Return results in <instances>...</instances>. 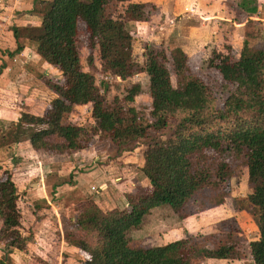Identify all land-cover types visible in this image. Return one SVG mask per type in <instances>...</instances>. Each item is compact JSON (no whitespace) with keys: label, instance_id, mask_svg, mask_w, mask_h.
Returning <instances> with one entry per match:
<instances>
[{"label":"trees","instance_id":"trees-1","mask_svg":"<svg viewBox=\"0 0 264 264\" xmlns=\"http://www.w3.org/2000/svg\"><path fill=\"white\" fill-rule=\"evenodd\" d=\"M115 1L119 6L114 14H105V0H33L32 11L40 15L39 24L8 28L16 45L13 50L0 47V59L18 54L23 41L30 39L36 43L37 55L59 70L61 78L43 77L44 87L53 96L41 113L22 112L17 122L10 124L7 139L0 145L27 137L35 149L52 154L72 153L87 147L86 141L94 132L122 147V152L123 145L147 138L149 128L170 119L165 136L149 138L142 153L141 172L150 184L148 190L125 192L124 209L105 211L94 202L79 210L76 207L75 216L67 220L74 229L73 238L66 234L65 241L84 254L81 264H190L191 254L198 251L204 258L240 259L230 245L198 246L190 235L144 247H131L125 235L151 208L168 205L178 212L198 190L219 187L228 181L229 164L221 159L215 163L207 159L208 150L218 154L226 151L243 155L251 190L247 198L256 208L258 229L257 238L247 243L249 258L252 264H264V50L243 49L237 59L213 51L209 62L232 86L222 106L217 107L208 87L189 74L180 47L170 52L179 77L176 86L160 51L148 49L144 66H138L131 54L129 27L147 20L145 3ZM254 4L255 0H242L239 7H248V12L255 13ZM79 20L88 30L91 51L97 47L99 59L110 73L121 79L138 70L147 74L151 100L147 113L124 106L117 99L108 102L94 75L83 69L77 43ZM139 91V83L126 86L122 100L132 102ZM79 105L90 107L94 121L90 128L70 120L72 109ZM19 193L11 175L1 174L0 264L5 258L11 259L13 251L25 250L31 239V234L22 235L19 228L23 227L25 207L36 212L38 208L20 198ZM34 221L38 218L26 223L35 225Z\"/></svg>","mask_w":264,"mask_h":264},{"label":"rangeland","instance_id":"rangeland-1","mask_svg":"<svg viewBox=\"0 0 264 264\" xmlns=\"http://www.w3.org/2000/svg\"><path fill=\"white\" fill-rule=\"evenodd\" d=\"M241 1L242 0H227V19H222L221 23H216L217 27L214 26V30L216 31H214L215 33H212V36H209V39L202 38L200 35V30L203 28L200 26V24L205 21V19L201 18L199 15H194L193 17L189 16V14L185 12L176 15L177 17L174 15V18L171 19L172 21H169V23L173 26V31L166 35L162 26L164 25L162 24L164 21L159 22L161 19V12L157 6L158 2H143L145 3V9L148 12L147 20L139 23H132L129 27L131 34V54L133 59L136 61L138 66H144L145 53L148 49L153 48L154 50L160 51L161 55L163 56L164 63L170 73L171 82L174 86H176L178 84L179 77L175 73L170 52L173 48L180 47L184 51L183 53L187 60L189 74L199 78L208 87L217 107H221L227 93L232 86L222 79L215 66L209 62V59L213 57V51L227 53L232 59H237L243 49L264 50V15L262 16L261 14H258L257 18L248 19L251 16L257 14L248 12L246 10L248 7L239 9V4ZM1 3L5 7L9 5L10 1L1 0ZM118 6L119 4L115 0H105L104 5L102 6V11L105 14H114V10ZM263 9L264 5L261 10ZM32 10L33 0L32 7L30 9H17L11 13L13 16H17V13L19 15L21 12H25L28 15L30 13L33 18H30V22L24 25H35L36 23L39 24L40 15ZM186 15H188V17ZM5 18L6 17H4V19ZM165 19H167V17L166 13L164 12L162 20ZM245 22L248 29H246V31L244 29L245 33H241L242 35L240 36L237 29L238 27L245 25ZM195 23L199 25V28H196L195 31H193L189 26L192 27ZM12 26L14 25H12L11 21V23H9V28ZM77 26V43L82 67L84 70L90 71L94 75L95 83L98 86L100 92L104 94L106 100L110 102L117 99L124 106H132L140 112L147 113L151 103L148 94L147 74L144 71L138 70L127 79H121L119 76H115L110 73L100 61L97 47L91 51L89 33L86 29L85 23L82 20H79ZM2 28L3 27L0 23V29ZM3 38L6 41V34H3ZM26 42L29 50H27L26 53H23L24 58H22L25 60L26 58L29 59L28 54L34 51L36 52V43L30 39H28ZM90 51L92 55L91 58H89ZM18 61V65L15 64L12 66L13 68H11L9 73H15L17 75L14 77V86H18L25 91H27L29 88L31 89V92L34 93L39 92L42 87L45 88L42 83L44 76H48L56 80L61 78L59 70H57L53 65H49L48 70L44 71L45 69H42L38 66L36 67L37 64L34 63L35 65L31 64V66L27 68L28 72L26 73V70L24 69L26 66L22 67V62L20 60ZM132 83H139L140 91L137 95H135L132 102H125L122 100L123 96L125 95V88ZM28 96L31 98L36 97L35 94H32L33 97L31 94H28ZM18 99L19 98H17V100ZM18 102L22 104L20 105L21 109L19 111V116L22 112L34 113L31 112V110L38 112L42 110L41 108L43 107L38 101H33L26 97H21L20 101ZM69 116L70 120H72V122L76 125H84L87 128H90V126L94 125V121H92V118L90 117V107L88 105H79L74 107ZM169 122L170 119L167 120L166 124L149 128L147 138L126 143L123 145L124 150L122 152L119 151L122 147H118L115 143H112L108 139L97 135V133L94 135L93 132V136L91 135L92 138L86 141L87 147L85 148L78 149L72 153H55L60 155L58 157H54L55 159L52 158L54 160L49 158L50 154L52 153L48 155V151L44 150L45 152H43L41 150L42 155L39 157L34 156V158H41L40 160L44 159L45 162L50 160L52 163H62V165H64V162L67 164V161L69 160L72 163L71 166L75 164V166L78 167L77 170L83 174V180H85V182L88 184L87 187L90 186L88 189L89 192L91 191V194L95 196L96 190L99 188L98 186L103 181V177L100 179L97 172L93 173L94 176L93 174H89L93 168L88 165L90 164V161H88L90 158L87 160L88 157L85 156L86 149H90L92 151V156L97 154L98 149L100 153H105L108 160L115 159L117 156H120V154L125 152L134 151L135 148H137L136 153L140 155V153H143L149 138L154 139L165 136V134L169 131ZM9 126L7 127L6 131L10 129ZM4 132L5 130L2 129L0 135H2ZM21 141L22 140L20 139L17 142ZM16 145L17 144H14L13 146L16 147ZM79 151H82L83 153H79ZM71 154L73 157L75 156L78 158L75 159L78 160V162L72 161L73 158ZM207 154L209 155L207 158L208 161H213L215 163L221 159L229 164L230 177L228 181L219 187L207 186L198 190L188 200L185 207L178 212H174L169 206H158L153 208L152 211H148L141 217L138 224L129 227L125 231V235L131 247L158 245L190 235L192 236V241H195L198 246H207L208 248H212L217 247L218 245L227 244L233 247V250L236 252V256L238 258L242 259L243 261L249 259L247 243L249 240L257 238L258 229L255 223L256 208L249 202L247 198L251 190L250 184L248 182L247 170L244 165L243 155L233 154L226 151L218 154L213 150H208ZM17 156L19 157L20 162H22L23 157L20 158L21 156ZM14 164L12 161L3 163L4 169L0 171V175L2 174L5 176L6 173L10 174L13 180L16 182L15 184L18 186L20 185L23 188L21 189L22 192L19 193L20 198L24 197L29 201V203L31 202L33 206H37L39 209L41 204L28 199V194L24 192L26 189L24 184L27 186L33 185V179H29L27 177V169L32 164L22 165L18 169H15L16 165ZM35 165L39 174L41 173L45 176L48 175V171L50 172V169L47 167L46 170L44 169V164ZM119 166L120 163L118 162H108L107 164H103L101 169L110 175L109 178L113 180L114 177L112 175H115L114 169L116 168L120 170ZM128 171L129 170L127 169L124 172ZM130 171L131 179H138L140 184L142 183L141 185H137L134 189H132V191H147L148 187H150V184L148 181L147 184L146 180L143 179L145 176L142 174L141 170H138L134 167L133 169H130ZM30 175H32V173ZM36 176L38 175H32L31 177L34 178ZM100 176H103V171ZM111 184L112 182L109 181V185ZM91 185H93L92 189ZM89 192H87L88 194L83 195L81 199H77L74 203H72L73 210H75V207H77L79 210V208L81 209L82 206L88 202H93V197L92 195H89ZM70 194V191L66 192V196ZM120 194L122 195L121 189ZM66 199L68 200L69 198ZM117 207L124 209L122 205ZM25 208H27V210ZM25 208L24 209L26 212H24L25 216L23 220V227L21 226L19 231L22 235L31 234L32 236L35 229H40L37 227L33 228L34 225L26 223V221L34 218L40 219L42 214L40 213L39 215L38 210L36 212L32 209V207L26 206ZM104 210L107 211L106 209ZM68 219H71V217L65 218L64 221L61 219L59 227L61 228L63 237L64 235L68 234V236L70 235L69 237L73 238L72 234L74 229H72L70 222L67 221ZM74 234H76V232ZM44 241L47 242L46 239ZM45 245L46 246H44V244H37V247L41 249L47 248L49 251L52 250V258L54 259H42V257H37V255H35L33 252V254L30 256L31 258L20 257L18 260H16V258L15 260L5 258L4 264H81L82 259L84 258V254L79 251L77 261L74 259L70 262L67 258H63L62 255H60V250L58 251L56 248L58 245L57 242L54 241ZM30 249H32L31 246H26L25 250L23 251H26L27 254H30ZM63 255L66 256L67 253ZM203 256L204 254L201 251L191 254L190 264H203V260L205 259ZM240 259L228 258L227 260L231 264H238L237 262H240L238 261Z\"/></svg>","mask_w":264,"mask_h":264},{"label":"crops","instance_id":"crops-1","mask_svg":"<svg viewBox=\"0 0 264 264\" xmlns=\"http://www.w3.org/2000/svg\"><path fill=\"white\" fill-rule=\"evenodd\" d=\"M9 1H10L9 5L4 7L2 4L3 2L1 3L0 0V23L3 27L2 29H0V47L2 49L7 48L9 50H13L16 44L12 35V31L8 29L9 23H11L12 21V25L20 26V25L28 24L30 22V18L33 17L32 15H30V13L28 15L25 12H21V14L19 15L17 13V16H13L11 12L23 8L30 9L32 7V0H9ZM141 1L158 2L157 6L159 7V10L161 12L160 15L161 19L159 22L164 21V23H162L164 25L162 24L161 25L163 26L165 31L164 33L166 35L171 33V31H173V26L172 24L169 23V21H172L171 19L174 18V15L175 16L179 15L182 12H185L192 17L194 15L197 16L199 15L201 18L205 19V21H203L200 24V26L203 27L200 30V35L202 36V38L205 39H209V36H212L213 35L212 33H215L214 31L216 30H214L215 28L214 26L217 27L216 24L217 22L221 23L222 19L225 20L227 19L226 18L227 17L226 14L228 13L226 12L227 0H141ZM254 5L257 7V11L255 12L257 15L251 16L248 19L257 18L258 14H261L262 16L264 15V9L261 10V8H263L264 5V0H255ZM190 7H192L193 9L192 12L189 11ZM164 12L166 13L167 19L162 20ZM186 16L188 17V15ZM4 17L6 18L4 19ZM246 22L245 25H243L244 27L241 26L238 27L237 29L238 34H240V36L242 35L241 33H245L246 29H248V27H246ZM198 26L199 25L195 23L192 27L191 26L189 27L193 31H195L196 28H199ZM3 34H6V41L3 38ZM27 40L28 39L25 40L24 47L20 51V53L14 55L11 58L5 55L2 56L3 57L2 59H0V66H3L0 69V132H2V129L5 130V132L2 135H0V144L7 139V136H5L7 131L9 130L8 129L6 131L7 127L18 120L19 111L21 109L20 105H22L18 101H20L21 97L22 98L26 97L33 101H38L39 104H42L43 107L41 109L43 110L45 105L49 102L50 98L53 96L52 92L49 89L47 90L46 88L43 87L39 90V92L33 93L29 88L27 91H25L22 88H19L18 86L17 87L14 86L15 84L14 77L17 75L15 73L14 74L9 73V71L11 70V68H13L12 66L19 63L18 60L22 62L21 65L22 67L26 66L24 68L26 70V73L28 72L27 68L31 66V64L33 65L37 64L36 67L38 66L42 69H45L44 71L48 70L49 67V64L43 62L35 51L28 54L29 59L28 58H26V60L23 59L24 58L23 53H26V51L29 50V47L26 45ZM28 94H31V96L32 94H35L36 97L31 98L28 96ZM17 98L19 99L17 100ZM42 110L38 112L31 110V112L39 114L41 113ZM21 140H22L21 142L16 141V143L12 142V143H6L0 145V171L4 169L3 163H8L11 161L13 162V164L15 163L14 164L16 165L15 169L20 168L22 165L32 164L27 169V174H28L27 177L29 179H33L32 181L33 185L27 186L24 184V186L26 187L24 192L28 194V199H30L31 201L39 202L41 204V207H39L40 210L38 209V212L39 215L41 213L42 216L41 218L39 216L40 219H38V221L34 225L35 228L37 227L40 230L35 229L33 235L31 236L30 241L27 244L28 247L30 246L32 247V249H30L31 250L30 254H27L26 251H13V253L10 254L11 260H15V258L16 260H18L20 257L31 258L30 256L33 254V252L39 258L42 257V259L47 258L49 260L50 259L52 260L54 259L52 258V250L49 251V249L47 250V248L41 249L37 247V244L38 245L44 244V246H46L45 244H49L55 241L58 244L56 248L58 249V251L60 250L61 252L60 255H62L63 258H67L68 261L70 262L74 259L77 261V257L79 256L78 248L65 241L61 232V228L59 226L61 219L64 221L65 218L68 217L73 218V216H75L76 207L75 210H73L72 203H74L77 199H81L83 195L88 194L87 192H89L88 189L90 186L87 187L88 184L87 182H85V180H83V174L77 170L78 167L75 166L74 163H73L74 165L71 166L72 163L69 160L67 161V164L66 162H64L63 163L64 165H62V163H57V164L52 163L50 162V160L45 162L44 159L42 160H40L41 158L36 159L34 158V156L39 157L40 155H42L41 154L42 149H34L30 145V142L27 137ZM14 144H17L16 147L13 146ZM136 149L137 148H135L134 151H128L123 154H120V156H117L115 159H111V160H108L105 153H100L98 149H97V154L95 156H92L91 153L92 151L90 149H86L85 153L87 155L85 153L84 154L86 157H88L87 160L90 158V160H88L90 161V164L88 165H90V167L93 168L92 171L89 172V174L91 175L97 172L98 177L100 179L101 177H103V181L98 186L99 188H97L98 190H96L95 196L91 194V191L89 192V195H92L93 197V202L96 203L101 209L108 210L110 208L117 207L120 205H122L125 208L126 201L124 198V193L134 189L137 185L142 184V183L140 184V181L138 179L137 180L131 179L130 177V172H131L130 169H133L135 167L138 170H141L144 163L142 153L138 155V153H136L137 151ZM42 151L45 152L44 150ZM79 153H83V152L79 151ZM47 154L49 155L50 153L47 152ZM17 155L21 156L20 158L23 157L22 162H20V159ZM59 155L60 154H50V157L49 156L48 157L51 160H54L55 159L54 157H58ZM71 156L74 159V160L72 159V161L78 162V160H75L78 159L77 157L75 156L73 157L72 154ZM108 162L120 163L119 166L120 170L116 168L114 169L115 175H112L114 177L113 180L109 178L110 175H108L103 169H101L103 164H107ZM35 164L38 165L44 164L45 170L47 168L50 169V172L46 171L48 175L44 176V174L41 173L39 174ZM127 169L129 171L124 172ZM101 170L103 171V176H100V174L102 173ZM31 173L32 175H38V176L32 178L31 177L32 175H30ZM71 173H73L74 175ZM143 179L146 180V183L148 184L147 182L148 180L145 177ZM109 181L112 182L111 185H109ZM16 186L18 188V191L22 192L21 190L23 189L22 186L20 185L18 186L17 184ZM92 188L93 185H91V189ZM120 189L122 195L120 194ZM68 191H70L71 194L66 196V192ZM66 198L69 199L67 200ZM160 206H168V205H160ZM153 208H151L149 211H152ZM45 239L47 242L44 241ZM66 253H67L66 255L67 257L63 255ZM2 256H3V252L0 250V257ZM238 261H240L237 262L238 264H252V260L250 258L247 259L246 261H243L242 259ZM203 264H231V263H229L227 259L205 258L203 260Z\"/></svg>","mask_w":264,"mask_h":264},{"label":"built area","instance_id":"built-area-1","mask_svg":"<svg viewBox=\"0 0 264 264\" xmlns=\"http://www.w3.org/2000/svg\"><path fill=\"white\" fill-rule=\"evenodd\" d=\"M189 11H190V12H192V11H193L192 7H190V8H189Z\"/></svg>","mask_w":264,"mask_h":264}]
</instances>
